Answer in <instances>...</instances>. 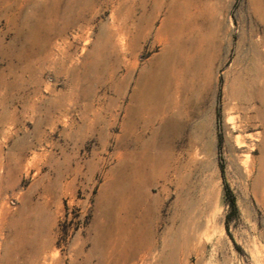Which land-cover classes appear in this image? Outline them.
<instances>
[{"label":"rangeland","instance_id":"obj_1","mask_svg":"<svg viewBox=\"0 0 264 264\" xmlns=\"http://www.w3.org/2000/svg\"><path fill=\"white\" fill-rule=\"evenodd\" d=\"M190 2L219 50L201 86L174 72L156 103L148 152L167 167L150 187L162 199L156 232L183 214L176 225L189 221L194 236L183 264H264V105L229 96L235 73L249 78L250 43L264 41V0ZM152 5L0 0V264H30L37 233L45 264L83 260L100 196L136 146L126 134L130 95L162 49L153 32L167 10L138 35L137 16ZM253 77L261 89L263 76ZM23 217L35 224L24 230Z\"/></svg>","mask_w":264,"mask_h":264},{"label":"bare ground","instance_id":"obj_2","mask_svg":"<svg viewBox=\"0 0 264 264\" xmlns=\"http://www.w3.org/2000/svg\"><path fill=\"white\" fill-rule=\"evenodd\" d=\"M51 1L57 4L60 0ZM152 1V8L143 10L137 16L138 35H145L147 29L152 30L161 9L166 7L167 10L153 32L154 40L162 44V49L141 69L130 95L126 134L129 133L136 146L119 162L122 175L118 183L114 184L111 180L107 196H100L101 213L92 228L91 246L80 264H183L180 257L193 245L190 222L186 221L183 227L176 225L183 214L170 220L171 225L161 235L156 232L162 220V199L151 194L150 187L155 185L158 178L166 179L167 167L151 156L148 144L154 133L156 103L161 98V89L170 84L174 72L182 77L189 74L192 80L199 78L195 85L201 86L205 77L210 78L209 71L219 45L212 30L206 31L199 21L200 14L193 10L190 0ZM144 2L142 0V4ZM129 13L134 16L133 12ZM250 44L253 54L247 70L249 78L244 80L240 73H235L229 89L230 98L240 106H250L256 98L264 105V81L260 89L253 77L262 75L264 79V66L261 65L264 50H260L264 41ZM246 118L251 120L255 116L247 115ZM148 131L150 135H147ZM179 182L177 179L176 185ZM161 191H166L165 184ZM179 200L177 191L173 203L177 204ZM20 224L26 230L29 224L35 223L23 217ZM29 244L28 253L33 258L30 264H39V258L45 264L49 257L44 254L47 241L41 240L37 233ZM81 252L77 250L76 254Z\"/></svg>","mask_w":264,"mask_h":264},{"label":"trees","instance_id":"obj_3","mask_svg":"<svg viewBox=\"0 0 264 264\" xmlns=\"http://www.w3.org/2000/svg\"><path fill=\"white\" fill-rule=\"evenodd\" d=\"M229 202H230L231 207L234 209L235 203H234L233 197L231 195H229Z\"/></svg>","mask_w":264,"mask_h":264}]
</instances>
